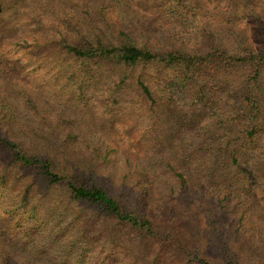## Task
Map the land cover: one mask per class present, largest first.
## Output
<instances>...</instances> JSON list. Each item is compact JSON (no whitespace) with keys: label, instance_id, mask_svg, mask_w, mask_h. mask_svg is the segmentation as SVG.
<instances>
[{"label":"trees","instance_id":"trees-1","mask_svg":"<svg viewBox=\"0 0 264 264\" xmlns=\"http://www.w3.org/2000/svg\"><path fill=\"white\" fill-rule=\"evenodd\" d=\"M119 34L121 42L116 46L50 40L43 44L48 51L41 55L42 64L50 70L58 66L69 81L76 82L80 95L85 94L84 86H89L98 72H106L114 90L94 108L97 111L104 108L110 116H115V109L120 106L113 93L136 92V101L130 96L126 104L136 115L135 125L146 130L142 138L150 141V145H158L162 153L156 154V158L160 159L144 172L139 163L141 146L120 141L119 126L107 133L98 129H57L49 135L56 136L60 143L55 147L49 145L47 153L39 155L7 130L13 117L3 101L0 191L18 200L19 209L27 214L28 220L43 227L47 214L42 212L55 214L60 222L73 225L77 240L86 244L92 239L111 245L126 240L145 249L155 243L161 247L160 252L163 248L172 249L189 264H252L242 258V250L239 252L243 255H239L229 253L228 249L219 258L186 242L176 229L171 208H164L160 217L153 213L149 189L157 183L162 169H168L172 180L169 192L174 194L177 190L176 201L183 200L189 212L200 204L204 212L214 206L224 211L228 194L219 201L211 195L213 202L203 204L201 198L207 193L203 181H212L214 185V181L224 178L233 168L245 175L244 180L254 181L263 176L264 53L248 51L245 55H233L221 48L205 54L179 49L166 52L142 47L124 31ZM51 46L56 50L50 51ZM239 68L244 71L243 80L235 82L233 72ZM176 86L181 90L180 96L173 93ZM223 94L222 114L217 117L211 114L225 128L220 129L217 143L207 134L212 129L195 128L187 117L178 121L171 113L186 114L183 107L186 102L191 107L188 112H197L200 105L207 110L212 106L211 97ZM177 96L182 99L178 101ZM126 112L125 109L124 119L128 117ZM141 113L146 114V119ZM55 122L64 124L63 120ZM248 156L250 161L246 160ZM232 185L225 191L230 192ZM197 223L203 225L200 220ZM8 249L0 238V264H19Z\"/></svg>","mask_w":264,"mask_h":264},{"label":"rangeland","instance_id":"rangeland-1","mask_svg":"<svg viewBox=\"0 0 264 264\" xmlns=\"http://www.w3.org/2000/svg\"><path fill=\"white\" fill-rule=\"evenodd\" d=\"M121 31L152 50L205 54L221 48L233 55L264 53V0H0V103L5 101L8 114L13 117L7 130L19 136L26 147L44 155L49 145L60 143L56 136L49 135L57 129H98L107 133L119 126L120 141L141 146L139 163L147 172V167L160 159L156 154L162 152L158 145H150L142 138L146 130L135 125L136 115L126 102L130 96L136 101V92L113 93L120 106L115 109V116L107 115L104 108H94L114 90L106 72H98V77L84 86L85 94L80 95L75 81H69L58 66L52 70L44 67L41 60L48 51L43 44L50 40L116 46L120 45ZM48 49L55 51L56 47ZM243 74L239 68L232 79L241 81ZM173 93L180 96V88L176 86ZM224 94L212 96V106L207 110L200 105L197 112H188L191 107L185 101L182 106L186 114L171 113L178 121L187 117L195 128L212 129L207 134L217 143L220 129L225 128L211 114H222ZM144 114L141 116L146 119ZM56 120H63L64 124H57ZM246 160L250 161V156ZM167 171L162 169L157 183L149 189L156 216L160 217L164 208H171L176 229L186 242L198 245L207 254L222 258L229 249V253L244 254L242 258L252 264H264V171L254 181L244 180L245 175L236 168L226 173V180L219 178L214 185L203 181L207 187V197L201 198L203 204L213 202L211 195L216 201L227 194L229 199L226 210L214 206L205 212L200 202V207L189 212L183 200L176 201L179 193L169 192L172 180ZM231 185L230 192L225 191ZM7 194L0 191V238L19 264H189L172 249L163 248L160 252L161 247L155 243L145 249L126 240L111 245L92 239L86 244L77 240L73 225L60 222L49 212H42L47 219L41 227V223L28 220L19 209L18 200ZM37 211L41 216L40 207Z\"/></svg>","mask_w":264,"mask_h":264}]
</instances>
